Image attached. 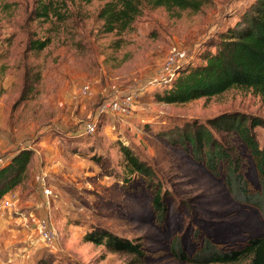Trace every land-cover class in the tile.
<instances>
[{
	"label": "rangeland",
	"instance_id": "rangeland-1",
	"mask_svg": "<svg viewBox=\"0 0 264 264\" xmlns=\"http://www.w3.org/2000/svg\"><path fill=\"white\" fill-rule=\"evenodd\" d=\"M38 1L0 0V164L19 149L32 150L21 182L11 190L16 202L0 209V264L132 261L127 253L84 242L92 227L141 242L146 257L139 264H194L175 258L173 242L191 255L204 238L239 248L249 237L264 236V196L256 195L261 183L236 135L211 128L216 139L236 147L257 207L229 191L224 164L213 174L191 150L159 136L223 112L264 119V95L234 87L185 103L157 98L179 65L202 62L219 22L253 0H208L197 11L143 3L123 32H105L97 18L109 0H58L61 18L46 19L31 14ZM35 38L48 43L28 49ZM170 55L175 62L166 71ZM128 96L129 113L98 114L99 103ZM90 120L97 129L87 134L84 124ZM254 133L264 149V127ZM121 145L153 168L165 218L153 205L151 183L137 174L123 181ZM43 222V230L54 235L50 242L41 238ZM249 262L247 256L232 264Z\"/></svg>",
	"mask_w": 264,
	"mask_h": 264
},
{
	"label": "trees",
	"instance_id": "trees-1",
	"mask_svg": "<svg viewBox=\"0 0 264 264\" xmlns=\"http://www.w3.org/2000/svg\"><path fill=\"white\" fill-rule=\"evenodd\" d=\"M85 3L91 0H82ZM208 0H109L97 11L105 32H123L129 28L141 13L142 4L165 9L177 8L197 11ZM60 3L54 0H39L31 14L34 18L46 19L50 15L61 18ZM228 18L219 22L201 57V63L194 60L176 68V76L165 85L158 100L165 103H185L201 97L221 94L234 87L251 88L264 95V0H253L245 8L234 9ZM47 39L35 38L27 43L30 50H41ZM209 47H213L210 50ZM264 127V119L240 112H223L205 123L185 124L174 127L166 134H159L170 145L178 143L184 150H191L193 158L203 160L211 173H216L219 164L227 168L229 191L239 193L247 205L257 207L252 200L247 182L241 174L242 158L236 147L220 142L214 137L211 128L232 133L245 146L251 157L261 183L257 196H264V149L259 146L254 128ZM124 155L123 181L128 183L137 174L153 185L152 202L159 211L160 219L165 218L167 208L165 197L157 183H153L155 172L125 145H121ZM31 149H19L9 155L6 163L0 164V198L14 189L22 180L31 159ZM254 199V198H253ZM84 242L102 245L107 251L127 253L132 257L128 264H139L146 257L145 247L137 239L120 236L103 227H92L82 236ZM171 246L175 258L194 264H232L250 256L249 264H264V236H252L239 248L219 247L210 239L204 238L198 249L191 255Z\"/></svg>",
	"mask_w": 264,
	"mask_h": 264
},
{
	"label": "built area",
	"instance_id": "built-area-1",
	"mask_svg": "<svg viewBox=\"0 0 264 264\" xmlns=\"http://www.w3.org/2000/svg\"><path fill=\"white\" fill-rule=\"evenodd\" d=\"M174 62H175V57L173 55H170L166 59L165 70L171 71ZM131 100L132 97L128 96V97L113 98L107 101H103L98 105V114L110 113V112L117 114H127L130 112ZM96 129H97V122L95 120H90L84 124V131L87 134L94 133ZM45 192H48V189H46ZM17 198H18L17 193L15 191H10L7 194L3 195L0 198V209L12 207L16 202ZM40 226L41 229L43 230L45 227L44 222L41 223ZM41 238L46 242H50L54 238V235L45 229L42 231Z\"/></svg>",
	"mask_w": 264,
	"mask_h": 264
},
{
	"label": "crops",
	"instance_id": "crops-1",
	"mask_svg": "<svg viewBox=\"0 0 264 264\" xmlns=\"http://www.w3.org/2000/svg\"><path fill=\"white\" fill-rule=\"evenodd\" d=\"M9 157V154L8 155H6V159Z\"/></svg>",
	"mask_w": 264,
	"mask_h": 264
}]
</instances>
